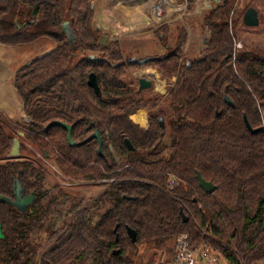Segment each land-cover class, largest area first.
Returning a JSON list of instances; mask_svg holds the SVG:
<instances>
[{
  "label": "trees",
  "instance_id": "trees-1",
  "mask_svg": "<svg viewBox=\"0 0 264 264\" xmlns=\"http://www.w3.org/2000/svg\"><path fill=\"white\" fill-rule=\"evenodd\" d=\"M196 1L187 0L189 7ZM96 2L0 0L1 46L54 44L16 72L13 84L24 122L0 110V196L15 200L17 181L24 195L36 196L26 213L0 202L5 236L0 264H137L142 249L174 242L184 233L201 240L204 230L231 260L264 261V131L252 133L245 123L253 130L264 126V57L236 50L232 17L238 0H225L205 17L211 38L202 58L183 56L187 33L181 27L176 45L145 65L124 60L118 41L102 45L104 33L95 28ZM66 22L73 43L63 33ZM168 30L157 31L164 45ZM134 66L176 78L167 99L173 117L165 131L159 121L166 119L164 111L152 115L144 129V109L157 108L161 98L144 96L128 83V67ZM91 74L97 76L101 96L88 85ZM54 122L71 126L74 142L83 144L71 147L63 126L48 127ZM96 131L102 154L97 140L88 141ZM19 133L64 177L112 180L111 200L105 199L99 221L93 224L83 212L69 226L65 222L56 245L41 258L33 238L50 227L49 213L61 214L70 196H49L44 169L9 156L13 135ZM198 175L216 190L206 193ZM129 229L136 233L135 243ZM45 232L55 234L53 227Z\"/></svg>",
  "mask_w": 264,
  "mask_h": 264
},
{
  "label": "rangeland",
  "instance_id": "rangeland-1",
  "mask_svg": "<svg viewBox=\"0 0 264 264\" xmlns=\"http://www.w3.org/2000/svg\"><path fill=\"white\" fill-rule=\"evenodd\" d=\"M98 1L99 0H97V3ZM197 2L198 0L190 7L187 1H185V3L178 2L177 5L179 7L181 5L187 4L186 10H178L176 17H171L172 20H170L169 17H166L164 19L167 20V23L165 24H169V30L167 32L168 38L172 37L171 34L175 33L176 30L179 29V27L181 28L183 25L185 27H188V31L191 32L192 30L191 34L193 36V46H195L194 51L197 52L194 53L192 51L191 55L186 56L185 58L188 61H195L202 58L204 56V52L207 48L206 45L208 43V33L205 32L208 29H206V27L203 25V21L211 11L209 10L203 15L196 17L194 11L196 9L195 4ZM102 6L104 5H99L100 8ZM179 7L177 9H179ZM251 7H255L259 12L260 25L255 28L246 27L243 23L244 14ZM94 8H96V5H94ZM101 11H103V9H99V12ZM101 18L103 19V16H101ZM176 18H181L183 22L176 21ZM232 21V30L235 36V45L237 48L236 50L239 53H249L250 55H258L260 57H264V0H238L237 6L235 8V13L232 17ZM100 24L102 27L100 28L104 33V37L107 38V42L119 40L116 37L109 35L108 31L106 30L107 28H105L108 26V22L106 23L105 27L101 22ZM175 26H177L176 29ZM95 28L98 29L96 22ZM151 34L152 35L149 36L150 39L146 41H156V39H158L156 36V34H158L157 31H154ZM140 37L141 36H133L132 39H141ZM139 41V44L132 43L131 45L134 48H140V44L145 41ZM53 46L54 44L47 40L23 48H7L0 45V110L5 112L12 118H17L14 121L24 122L22 120V117L24 115L23 103L13 84L16 72L24 65L30 63L36 57L44 54V52L48 49L53 48ZM120 46L123 49L121 50L124 60H126L127 62L130 59L132 60V62L134 60L140 62L146 59L136 58L135 50H133V53L126 54L124 51V43H121ZM99 54L100 53H98V55ZM142 70L143 67L141 66L128 67L127 81L136 90H139L140 87L138 77H140L141 74H139V72ZM133 73L135 75H133ZM161 77L162 79L168 81V79L164 78L162 75ZM154 78L157 81V91L164 93L165 88L170 81H168V83L163 82L160 76L155 73ZM157 91H155L153 88L143 91L144 96H159L161 98V102L159 103L157 108L144 110H152L153 112H151V115L154 116H161L162 112L164 111L166 119L164 120L163 117L161 118H163L164 127H166V123L168 124V121L173 117V114L168 109L169 103L167 102V99L169 93L168 95H164L158 93ZM11 134H13V132ZM13 136L15 137V139H19L21 141V148L24 147L25 149L23 156L20 153L18 159L22 158L23 160H30L44 169L45 174L47 175L44 188L51 191V194L49 196L59 195V192H64L65 194H68L70 196V198L65 201L64 206H61L59 208V210H62L61 214L52 212L49 213L50 219L48 225H50V227H53V229L55 230L54 236L51 233L45 232V230L50 228L46 227L44 232L33 238L34 242L32 243V245L38 250L39 258H41L45 253H47L56 245L57 240L61 235V229L65 228V225L69 226V224H71L79 214L84 212L86 219H92L93 224H96L99 221L100 216L104 213L107 207L105 199L111 200V197L107 192H110L111 190L110 183L112 182V180H102L96 182H76L69 178H66L61 173L59 168L52 163V161H48L44 157L42 158L40 156V153L36 151L37 149L35 145L25 139L24 136L21 135V133L16 135L14 134ZM47 203L45 205H47ZM58 234L59 236H57ZM173 248L174 244L172 240L161 246L150 245L140 251V254L136 257V262L137 264H159L160 262L169 258V255Z\"/></svg>",
  "mask_w": 264,
  "mask_h": 264
},
{
  "label": "crops",
  "instance_id": "crops-1",
  "mask_svg": "<svg viewBox=\"0 0 264 264\" xmlns=\"http://www.w3.org/2000/svg\"><path fill=\"white\" fill-rule=\"evenodd\" d=\"M180 1L181 0H99L98 3L96 2L97 4L95 3L96 5L95 22L99 29L102 28L100 22L102 24L106 21L108 22L107 27H105L107 22L103 24L104 27L107 28L106 30L108 31L109 35L119 39L118 41L120 44L124 43V46H125L124 51L126 54L133 53V50H135V56L138 59L163 57L168 52L169 47H174L176 45L177 36H178L177 30L175 33L171 34L172 37L168 38L167 45H164V43H162L161 38H159L160 34L159 35L156 34L158 38L156 39V41H153V40L146 41V40L150 39L149 36L152 35L151 34L152 32L158 31V29L162 28L163 26H169V24H165L167 23V20H164L166 17L167 18L169 17L170 20H172L171 17L173 16L176 17L178 10H183V11L186 10L187 4L181 5L180 7L177 5V3ZM222 4H223V0L221 4L212 2L211 0H198V2L195 4L196 9L194 11V14L196 17H199L200 15H203L209 10L212 11V9L209 8L210 5L213 6V8H215ZM99 5H104V6L100 8ZM178 7L179 9H177ZM99 9L101 10L103 9V11L99 12ZM101 16H103V19L101 18ZM176 21L183 22L181 18H178ZM177 26H180V25H177ZM177 26H175V29L177 28ZM182 28H184V30L187 33V42L182 48L183 56L186 57L188 55H191L192 51L194 53H196L197 51H194L195 46H193L194 42L192 39L193 36L191 34L192 30L191 32L188 31V27H185L184 25L182 26ZM208 31L209 30L205 32L208 33L207 37H208V42H209L211 38V33ZM133 36H141L140 37L141 39H132ZM139 40H143L145 42L140 44V48L135 47L137 49L136 50L131 44L132 43L139 44L140 42ZM120 48L122 49L121 46ZM149 70L153 72L155 71L161 77L158 70L144 67L143 70L139 72V74L141 75L138 78L139 79L145 78L146 80L151 81L153 84L152 88L155 91H157V81L152 75L153 73L148 72ZM133 75L135 74L133 73ZM168 81L170 82L165 88V92L161 93L157 91L158 93L168 95L169 91L171 90V88H173L176 82V78H173L172 81L171 80H168ZM146 111L148 112V124H147V127H145L144 129H147L149 127V120H150V117L152 116L151 112H153L152 110H149V111L146 110ZM7 116L9 115L7 114ZM10 118L12 120L17 119V118H12V117ZM22 120H24V115L22 117ZM18 158H15V159H18ZM44 158L47 160L46 156Z\"/></svg>",
  "mask_w": 264,
  "mask_h": 264
},
{
  "label": "water",
  "instance_id": "water-1",
  "mask_svg": "<svg viewBox=\"0 0 264 264\" xmlns=\"http://www.w3.org/2000/svg\"><path fill=\"white\" fill-rule=\"evenodd\" d=\"M211 1L216 2L218 4H221V2H222V0H211ZM224 1L225 0H223V2ZM209 8L213 10L217 7L213 8V6L210 5ZM243 23L246 27H249V28L258 27L260 25V18H259L258 10L254 7L249 8L244 14ZM63 33L70 40V42L73 43L74 33L71 30L70 24L68 22H66L63 25ZM106 42H107V38L104 37L102 45L105 46ZM94 58L95 57L93 55L90 56V59H94ZM152 60H154V58H147V59L140 61V63L142 65H145L146 63H148L149 61H152ZM133 62H135V60ZM139 83H140L139 91H141V92L148 90V89H151L153 86L152 82L149 80H146L145 78L139 79ZM88 85L94 89V91L97 95L101 96V90H100V87L98 84L97 76L95 74L90 75ZM225 99H226V102L228 104H231V101L228 97H226ZM159 121H160L162 130L165 131L163 118H160ZM245 123H246V126L249 129V131H251L252 133H258V132L264 131V126L261 127L260 129L253 130L246 119H245ZM53 125H61L68 131V142H69V145L71 147L83 144V143L74 142V140L72 138V127L71 126L66 125L64 123H61V122H54V123L49 124L48 127H52ZM21 135H23V134H21ZM92 140H97L99 142V152L102 154L103 141H102V138H101L98 131L93 133L88 138V141H92ZM126 144L131 151L134 150V147L132 146L131 142L128 139L126 140ZM20 153H21V141L19 139H15L14 144L12 146V149L10 151V156L15 159V158H18L20 156ZM45 156L47 157L48 155L46 154ZM198 181H199L200 187L206 193L211 194L216 190V187L212 183L207 182L201 175H198ZM35 200H36V196L34 194H31V195H24L23 194V189H22L19 181H17V184H16V199L15 200L9 199V198L4 197V196H0V202L1 201L7 202L10 205H12L13 207L17 208L22 213H26L28 208L35 202ZM183 219L185 222L189 221L188 217H186L185 215H183ZM128 234H129V237L132 239V241L135 243L137 240L136 233L129 229ZM4 238H5V236L3 234L2 224L0 223V241L3 240Z\"/></svg>",
  "mask_w": 264,
  "mask_h": 264
},
{
  "label": "built area",
  "instance_id": "built-area-1",
  "mask_svg": "<svg viewBox=\"0 0 264 264\" xmlns=\"http://www.w3.org/2000/svg\"><path fill=\"white\" fill-rule=\"evenodd\" d=\"M204 236L200 240L185 233L178 235L174 239V248L169 258L159 264H244L242 261L231 260L223 250L216 247L213 244L214 236L207 230H204ZM258 264H264V261Z\"/></svg>",
  "mask_w": 264,
  "mask_h": 264
},
{
  "label": "flooded vegetation",
  "instance_id": "flooded-vegetation-1",
  "mask_svg": "<svg viewBox=\"0 0 264 264\" xmlns=\"http://www.w3.org/2000/svg\"><path fill=\"white\" fill-rule=\"evenodd\" d=\"M147 116H148V114H147ZM25 195H27V194H25ZM35 201H36V200H35ZM31 206H32V205H31ZM31 206L28 208V210H27V211H29V210H30Z\"/></svg>",
  "mask_w": 264,
  "mask_h": 264
},
{
  "label": "bare ground",
  "instance_id": "bare-ground-1",
  "mask_svg": "<svg viewBox=\"0 0 264 264\" xmlns=\"http://www.w3.org/2000/svg\"><path fill=\"white\" fill-rule=\"evenodd\" d=\"M123 9H124V8H123ZM140 13H141V12H140ZM136 15H137V14H136ZM139 15H140V14H139ZM137 16H138V15H137ZM132 17H133V16H132ZM134 18H135V17H134ZM134 18H133V19H134ZM154 59H155V58H154Z\"/></svg>",
  "mask_w": 264,
  "mask_h": 264
}]
</instances>
